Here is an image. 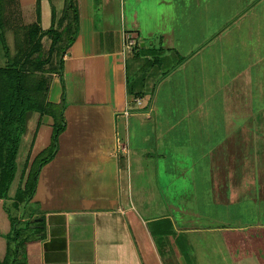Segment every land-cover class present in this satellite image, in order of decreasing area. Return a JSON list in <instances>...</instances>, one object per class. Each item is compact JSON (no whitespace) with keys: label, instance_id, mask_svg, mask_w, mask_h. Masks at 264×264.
Instances as JSON below:
<instances>
[{"label":"rangeland","instance_id":"obj_1","mask_svg":"<svg viewBox=\"0 0 264 264\" xmlns=\"http://www.w3.org/2000/svg\"><path fill=\"white\" fill-rule=\"evenodd\" d=\"M120 1L122 45L125 35H128V39L134 42L132 50L145 49L144 55L140 53L142 59L137 73L138 78H146L137 83L133 71L130 70V75L128 73L129 87L132 84L142 85L139 89L141 95L144 93L141 96L144 97L142 103H139L143 111L139 118L141 121L128 120L125 117L127 114L118 116L110 152L104 154V158L100 154L94 155V160L88 162L89 168L75 171L66 162H61L57 155L42 164L49 154H41L39 150L35 153L38 155L29 159L23 176L19 196L21 201L12 207L6 200V211L17 219L21 215L25 224L19 219L17 229L24 228L29 236H33L41 232L40 228H29L28 221L34 213L42 217L52 213L49 223L60 228L62 217L59 215L63 213L71 214L97 205H102L103 209L126 210V216L118 215L115 211L95 216L97 257L107 259L111 264H264V181H259L253 168L254 164L264 171V47L263 41H257L260 37L257 35L262 32L258 28L262 24L251 27V35H229V41L237 48L231 46V50L225 52L220 50L227 41L219 40L225 32L233 33L227 29L234 26L223 25V18L215 20V6L224 2L240 5L244 0ZM99 2L101 0H94L95 5ZM72 3L76 7V1L72 0ZM26 7H19L18 0H11L1 16L10 55L21 61L34 46V41L30 42L29 39H35L36 36H30L33 34L30 28L36 26L39 19L36 4L27 2ZM247 7L245 5L244 8ZM237 8L242 7L240 5ZM196 11L198 16H203L201 22ZM185 35L192 45L189 49L185 47L183 52L181 49L167 50ZM240 36H243L242 40ZM238 42L239 45L236 44ZM40 43L41 49L32 55L25 69V95L30 101L36 98L35 81L48 80L49 92L56 78L61 87L66 84L65 68H60L57 46L50 53L51 39L43 37ZM153 47L155 51L151 54ZM131 56L128 51H124L127 65ZM151 56L159 57L162 61L167 56L169 64L159 65L155 60L154 73L149 79L147 76L151 69L146 62ZM181 62L186 63L177 67ZM4 63L0 47V67ZM166 69L177 71L160 85L157 95L159 105L155 104L158 111L164 108L167 110L165 116L177 121V131H194L204 140L205 137L201 135L205 136L207 129L215 127V132H211L207 139L217 142L226 139L223 136L224 128H220L223 115L230 121L228 125L233 128L238 126V135L228 137V141L238 143V149H241L235 163L237 169L235 174L234 169L221 170L225 172L223 178L230 177L237 186L234 188H238L234 200L216 201L217 193L214 194L211 180L206 179L209 177L208 171L218 175L215 165L217 155L221 154L218 152L225 148L227 140L223 141L219 151L209 147L210 144L203 143L202 147H197L195 140L189 147L177 144L168 146L163 138L154 141L151 117L156 118L157 113L152 116L151 113L149 116L147 114L150 105L152 107L149 100L152 95L151 83L156 85L157 81L165 77ZM70 99L66 98V108L69 107ZM195 107L198 110L189 114L188 127V120L184 118L185 110ZM225 108L227 114L222 112ZM248 116L251 118L247 122L245 118ZM47 117L48 123L53 125L54 119ZM63 118L66 121V117ZM56 119L58 123L61 122L60 117ZM209 125L212 127L209 128ZM248 127L255 130V136L249 135L251 130H244ZM81 131V135L87 137L94 134ZM52 132L53 129L48 139L50 144L53 143ZM195 138L197 140V136ZM76 140L80 139L77 137ZM122 145L125 149H122ZM223 156L226 158V154L223 153ZM110 179L113 191L105 196H96L97 189L105 186L110 182L105 181ZM224 181L228 184L227 180ZM229 187L232 186L229 184ZM82 190H86L88 197ZM44 222H40V225L45 226ZM70 231L73 232V229L70 228ZM16 242L20 243L18 240Z\"/></svg>","mask_w":264,"mask_h":264},{"label":"crops","instance_id":"obj_2","mask_svg":"<svg viewBox=\"0 0 264 264\" xmlns=\"http://www.w3.org/2000/svg\"><path fill=\"white\" fill-rule=\"evenodd\" d=\"M37 1L38 0H18V4L19 7L27 8V2H30L31 5L33 3L36 4ZM75 1L78 12L77 34L75 39L64 47V54L61 60V70L65 68L66 73V84L64 83L67 93L66 98L71 97V99L68 104L69 107L64 111L66 127L59 137L56 155L61 162H66L69 168L77 171L78 168H89L88 165L90 164L88 162L94 160V155L100 154V157L104 158V154L110 152L112 148L110 143H112L113 132L114 130L116 131L117 128L115 120L118 116L127 114L125 117L128 120L132 119L133 122L141 121L139 118L143 115V111L138 102H141L144 98L141 97L144 96V93L141 95L142 91L139 90L142 85L140 83L138 85L132 84V86L129 87L128 73L130 75V70L133 71L137 78L135 79L137 83L145 79L146 76L141 79L140 77L138 78L139 74L137 73L142 59L140 53L143 52L142 54L144 55L145 49L141 51L128 50V53L132 54V58L128 65L127 60L123 57V51V56L121 55V50H123V35L121 31L122 2L120 0H101L98 5H95L94 0ZM65 4V0L39 1L40 16L37 24L40 28V32H47L51 28L53 16L52 9L55 10V25H58L57 28L60 27V30L61 28L64 29L67 23L66 20L62 23L59 20L64 14ZM240 5L242 8H237ZM240 5H237V3H235V5H230L224 2L215 6L217 9V13L214 14L215 20L218 19L220 21L223 18V25L226 23V26H234L231 28L228 27L227 29L234 31L233 33L226 34L225 32L221 36L219 41L226 40L227 42L224 43L225 45L221 46L222 49L220 51L225 50L226 52L227 50H231V46L236 49V45H234L232 41V43L229 41L230 39L228 36L232 34L251 35L250 28L255 24H262L258 28V31L262 30V32L257 35L260 36L257 41H263L262 48L264 47V0H249V2L244 0L243 4ZM245 5L248 7L244 8ZM210 8L213 9L214 7L211 5ZM196 14L201 22L203 16H198L197 11ZM209 17L210 14L207 15V19H209ZM211 17H213V15ZM256 19H261L262 21L257 22ZM187 35H185V37H180L181 39L177 40L178 43L175 42V46L173 43L167 50L174 51V49H181V52H183L185 47L189 49L192 45L188 43L189 38ZM240 38L242 40L243 36H240ZM236 44L239 45V42ZM142 47L144 46L142 45ZM154 51L155 48L153 47V52H151V54L154 53ZM151 57V59H146V63L150 67L149 69H151L147 76V78L150 77L149 79H151L154 73L153 66L155 60H157L159 65L169 64V58L167 56H164L163 61L159 57ZM125 61L127 66L125 65ZM186 62H181L177 67H181V65ZM165 71V77L157 81L156 85L151 83L152 95L149 100L152 102V107L150 105L147 114L149 116L151 113L150 116H152L157 113L156 118L155 116L153 119L151 117L154 141H156L157 138H163L168 146L177 144L189 147L190 145L192 146L195 140L197 147H202L203 143L208 146L210 144L209 147H215L219 151L223 141L227 140L225 148L218 152V154L221 152L220 155H217V164L215 165L218 170V175L215 176L214 172L210 173L208 171L209 177L206 179L212 182V189L214 194L217 193L218 197L216 201L227 202L234 200V194L238 188H234L237 186L235 182L234 184L232 183L230 177L223 178L225 172L221 170L234 169L233 174H235V170L237 169V167L235 168V163L238 161L237 159L241 149H238V143L234 144L233 141H228V137L238 135L240 132L236 130L238 126H234L235 128H233L232 125H228L227 122L230 121H227L223 115L220 128L221 130L224 128L223 136L224 138L226 137V139H219L217 142L213 140V142H210L207 139L211 136V132H215V127L214 129H207V133L204 134L205 136L201 135V137L207 139H204L205 141L199 137L197 132H192L190 130H188L189 132L187 133L184 131H177L175 128L177 127V121H174V118V120H172L168 118V116H165L167 110L162 108L158 111L156 108L160 85L167 82L169 77L176 73L177 70L174 69L170 71L166 69ZM62 89L58 78L54 79L49 92L50 95H48V101L52 104H58L61 100ZM51 94H53L52 98ZM166 103H169V99ZM199 107L201 108L202 105ZM169 109L171 110V107ZM195 110H198L197 107L193 110H185L184 118L186 117L188 120V127L190 125L189 114H194ZM225 110L226 108L222 112L227 114L224 112ZM180 113H183V111ZM227 118L231 119L232 117L228 116ZM250 118L251 116H248L245 120H250ZM47 119L49 120L47 116L41 117L38 113L29 112L25 115L24 133L21 137L16 156V172L8 187V194H6L5 198L0 199V264H12L14 261L19 262L23 257L25 260L20 261L19 263L21 264H111V261L109 262L107 259L102 260L100 257H97L95 244L96 233L94 231L96 223L95 216L97 217L99 213L110 214L113 211L118 213V215L126 216V210L121 208L106 209V207L103 209L102 205H97L91 209L73 211L74 214L63 213V215H59V217H62L60 228L49 223L50 219H52V216L49 215H52V213L45 214L44 217L34 213L30 215L31 217L28 221L30 222L29 228L36 229V227L39 226L41 232L29 236L28 231L24 228L17 229L18 220L20 219V221L25 224V219L21 218V215L18 216V219L17 217L14 218L4 207L6 200L13 205L12 207L18 205V202L21 200L16 197V192L19 184L21 185L22 183L23 176L29 165V159H33L34 156L38 155L35 153L39 152V150L43 153L49 149L50 143L48 139L52 131V125L48 123ZM208 121L207 119V122ZM126 126H128L127 122ZM210 127L212 126L209 125V128ZM246 129L251 130L250 133L248 132L251 137L256 135L255 130L251 129V127L245 128L244 130ZM81 130L91 131L94 134L88 137L83 136L81 135ZM195 136H197V140ZM77 137L80 140H76ZM91 145H93V147H90ZM121 147L125 149L124 145ZM126 148H128V146ZM223 153L226 154V158L223 156ZM183 163L186 165L185 162ZM81 164L84 165L81 166ZM189 166L191 169V165ZM253 166L258 174L259 181L263 182V169L259 166L256 168L254 164ZM224 180H227L228 184H226ZM105 182L108 183L97 189L95 192L96 196H105L108 192L113 191L111 179ZM229 184L232 187H229ZM9 192L11 194H9ZM226 192L228 193L227 196H225ZM83 193H86V190H84ZM85 195L88 197L87 193ZM79 197L77 199H79ZM47 217H49V220ZM44 220L45 226H41L40 222ZM70 228L73 229V232L70 231ZM17 240L20 241V243L16 242Z\"/></svg>","mask_w":264,"mask_h":264},{"label":"trees","instance_id":"obj_3","mask_svg":"<svg viewBox=\"0 0 264 264\" xmlns=\"http://www.w3.org/2000/svg\"><path fill=\"white\" fill-rule=\"evenodd\" d=\"M10 1L11 0H0V47L3 51V56L5 59L4 65L0 67V78L2 77V80L0 82V195H4L0 196V199L6 197L8 187L16 172V156L21 137L24 133L26 113H38L41 117L50 116L54 119V124L52 125L53 143L50 144L48 150L44 151L46 154H49V156L48 158H46V160H44V162H42V164L46 163L48 160H53V158L56 156V153L58 151L57 148L59 145V137L64 132L66 127L63 118L64 111L66 109L65 88L62 87L63 91L60 102L58 104H52L50 101H48L49 81H35L36 84L34 85V96L36 98H34L35 101H30L29 98L25 95L24 83L26 81L25 76H27L25 69L27 67L26 64L28 63L32 55L39 52V49H41L40 42L42 38L46 36L49 37L52 41L50 53L55 51L53 48L57 46V57L60 58L59 64H61L62 56L64 54L63 49L66 45L70 44L75 39L78 28L77 8L72 3V0H65L66 4L64 14L61 17V23L65 20L67 22L65 24L66 26L64 27L65 29L60 30V27L57 28L58 25H55V10L52 9L53 16L51 28L47 32H40L38 24L30 28V31H33V34L31 33L32 35L30 36L32 38L36 36L35 39H29L30 42L34 41V46L29 49V52L26 54V57L22 61L20 60V58L14 59L10 55L3 23L1 21V16L3 14V11L5 10V6L9 4ZM39 1L40 0L36 2V11L37 15L40 16ZM23 55L24 54H22V56ZM40 63L41 62H39V64ZM60 111L61 114H59ZM58 117L61 118L60 123H58L56 119ZM54 149L56 151H54ZM38 157L35 159V165L36 162H38ZM20 191L21 190L19 184L16 192V197L18 199L20 196ZM36 228H39V226H37ZM23 260H25L24 257L20 261ZM19 262L14 261L12 264H21Z\"/></svg>","mask_w":264,"mask_h":264},{"label":"built area","instance_id":"obj_4","mask_svg":"<svg viewBox=\"0 0 264 264\" xmlns=\"http://www.w3.org/2000/svg\"><path fill=\"white\" fill-rule=\"evenodd\" d=\"M127 39H128V36H125L124 43H123V46H122L123 52L124 51H128V50L130 51L132 46H134V42L131 41L130 39H128V41H127ZM139 103L140 102H138V104Z\"/></svg>","mask_w":264,"mask_h":264}]
</instances>
